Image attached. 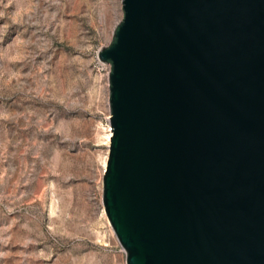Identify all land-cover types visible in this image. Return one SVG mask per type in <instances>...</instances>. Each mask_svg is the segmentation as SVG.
I'll return each instance as SVG.
<instances>
[{
    "label": "water",
    "instance_id": "1",
    "mask_svg": "<svg viewBox=\"0 0 264 264\" xmlns=\"http://www.w3.org/2000/svg\"><path fill=\"white\" fill-rule=\"evenodd\" d=\"M97 51L102 204L126 264H264V0H121Z\"/></svg>",
    "mask_w": 264,
    "mask_h": 264
},
{
    "label": "rangeland",
    "instance_id": "2",
    "mask_svg": "<svg viewBox=\"0 0 264 264\" xmlns=\"http://www.w3.org/2000/svg\"><path fill=\"white\" fill-rule=\"evenodd\" d=\"M121 0H0V264H126L102 204Z\"/></svg>",
    "mask_w": 264,
    "mask_h": 264
},
{
    "label": "bare ground",
    "instance_id": "3",
    "mask_svg": "<svg viewBox=\"0 0 264 264\" xmlns=\"http://www.w3.org/2000/svg\"><path fill=\"white\" fill-rule=\"evenodd\" d=\"M109 129H111V127H109ZM111 135H112V130H111V133H109V135H108V140L110 141V137H111Z\"/></svg>",
    "mask_w": 264,
    "mask_h": 264
}]
</instances>
